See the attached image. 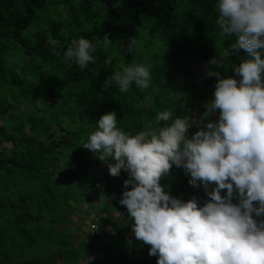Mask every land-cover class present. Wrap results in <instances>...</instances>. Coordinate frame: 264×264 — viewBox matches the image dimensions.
Segmentation results:
<instances>
[{"label": "trees", "instance_id": "1", "mask_svg": "<svg viewBox=\"0 0 264 264\" xmlns=\"http://www.w3.org/2000/svg\"><path fill=\"white\" fill-rule=\"evenodd\" d=\"M123 3L120 14L111 0H0V112L13 116L0 121V147L8 146L0 155V264H81L101 241L83 228L91 217L113 237L99 244L90 264H157L158 256L148 254L150 246L126 238L133 221L119 201L128 173L111 176L99 154L83 144L111 112L117 127L132 135L153 123L158 112L171 110L174 118L188 117L195 108L204 113V93L198 87L206 71L196 74L194 64L208 61L207 49L171 38L155 51L151 38L157 32L137 46L142 31L176 22L178 7L186 3L223 37V50L238 37L222 34L216 24L218 0ZM105 34L112 40L107 48ZM81 36L96 48L94 61L84 69L63 57ZM49 39L58 41L59 55ZM248 55L238 49L225 58L231 78L241 79L234 69ZM132 63L148 66L147 89L133 83L121 93L114 82L102 87L121 65ZM99 171L109 178L102 182L95 174ZM189 179L173 165L161 186L174 198L187 202L195 197L204 206L210 199L204 187H191Z\"/></svg>", "mask_w": 264, "mask_h": 264}, {"label": "clouds", "instance_id": "2", "mask_svg": "<svg viewBox=\"0 0 264 264\" xmlns=\"http://www.w3.org/2000/svg\"><path fill=\"white\" fill-rule=\"evenodd\" d=\"M217 9L222 34L238 39L208 63L225 67V58L238 49L249 55L234 69L239 81L206 71L204 78L215 76L218 82L214 100L203 105L200 129L188 138L191 119L174 118L165 110L145 130L126 134L111 112L99 119L83 144L99 154L111 176L128 173L119 203L133 221L135 239L150 246L148 254L158 256L157 264H264V220L253 218L264 216V0H218ZM102 41L105 48L112 43L107 34ZM48 44L60 54L58 41L49 39ZM95 50L81 36L63 57L84 69L94 61ZM150 78L144 64L121 65L102 87L114 82L125 93L135 83L144 90ZM173 165L190 174L191 187L198 188V181L203 185L210 198L204 206L195 197L187 202L174 198L161 186ZM211 185L215 187L209 190Z\"/></svg>", "mask_w": 264, "mask_h": 264}, {"label": "rangeland", "instance_id": "3", "mask_svg": "<svg viewBox=\"0 0 264 264\" xmlns=\"http://www.w3.org/2000/svg\"><path fill=\"white\" fill-rule=\"evenodd\" d=\"M114 7L118 10V12L121 14L123 12L124 9V3L123 0H111ZM177 21L176 22H169V23H160L158 26H156V28H147L145 30V34L142 31V37L141 40L137 43L138 44L142 41L148 39V37L153 34L156 33V35L154 37L151 38V40L154 42L156 49H154L155 51L159 49L160 45L165 44L166 41H168L169 39L173 38L175 40H189L192 41L193 43L196 44H200L202 46H204L209 54L208 61L206 63H201V62H196L194 64V72L196 74H199L200 72H202L204 74V71H208V70H213V71H219L221 74L222 78H228L231 77V73H230V66L229 64H227L225 62V67H215L213 65H210L208 62L213 59L214 57L217 56V54H219L221 51H223V37H221L215 30L214 28L210 27L208 25V23L200 16H197L193 13L192 9L186 4H182L180 7H178L177 11ZM198 29H200V31H198ZM147 36V37H145ZM141 46L144 45V43H140ZM262 53H264V50L262 51ZM262 59H264V54H262ZM115 66H118L117 63H115ZM206 75V73H205ZM204 75V77H205ZM217 77L213 76L210 78H203L202 79V84L199 85L198 88L200 93H204V102L206 103H211L213 100H210L209 96L211 95V91L215 90V85L217 83ZM188 103H191V101H187ZM185 106V105H184ZM23 109V108H22ZM21 109V110H22ZM202 113L201 110H197L196 108L191 110L188 114V117L191 119L189 121L190 125H192V127H190L189 132H188V138H191L192 135L198 131L201 127L200 123H201V117H202ZM3 118H2V117ZM219 117V112L214 113L210 119L213 122H216L218 120ZM3 119L6 120H13V116L10 115V113L6 114V113H1L0 112V121H3ZM207 121H205L206 123ZM5 149H8V146L4 145L3 146ZM3 147H0V155L2 153V149ZM8 151V150H6ZM4 156L10 154V152H4L3 151ZM105 172H95L96 176L98 178H100V180L103 182L105 180L106 177L109 178V176L104 174ZM198 184H200V186L198 187L199 189L201 187H203V185L198 181ZM212 186V185H211ZM226 194H222V196H224ZM233 203H239L238 199L236 198V195L234 194V198H233ZM82 207L85 209L86 205L83 204ZM120 217H122L121 215H123V213H119L118 214ZM115 215V216H118ZM92 219L88 218L86 220V222ZM83 228H86V223L85 226H83ZM113 237V233H110V230L108 231V234L106 236L105 240L99 241L98 243H95V248L92 250V254L88 255V257L86 259H83L81 264H90V262L92 261L93 255H98L99 253V249H100V245L101 242H107L110 239H112ZM126 238L132 243L135 239L134 233L132 232V229L129 231V233H127ZM149 246V245H148ZM147 246V247H148Z\"/></svg>", "mask_w": 264, "mask_h": 264}, {"label": "built area", "instance_id": "4", "mask_svg": "<svg viewBox=\"0 0 264 264\" xmlns=\"http://www.w3.org/2000/svg\"><path fill=\"white\" fill-rule=\"evenodd\" d=\"M86 229L90 232V235H96V237L101 241L104 240L108 234V229L99 228L98 224L93 222L91 219L86 222Z\"/></svg>", "mask_w": 264, "mask_h": 264}]
</instances>
